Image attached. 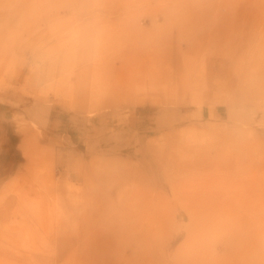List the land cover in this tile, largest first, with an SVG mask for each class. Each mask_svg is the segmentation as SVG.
<instances>
[{"label":"rangeland","instance_id":"rangeland-1","mask_svg":"<svg viewBox=\"0 0 264 264\" xmlns=\"http://www.w3.org/2000/svg\"><path fill=\"white\" fill-rule=\"evenodd\" d=\"M0 264H264V0H0Z\"/></svg>","mask_w":264,"mask_h":264},{"label":"bare ground","instance_id":"bare-ground-1","mask_svg":"<svg viewBox=\"0 0 264 264\" xmlns=\"http://www.w3.org/2000/svg\"><path fill=\"white\" fill-rule=\"evenodd\" d=\"M44 1V0H43ZM78 1V0H77ZM77 3V2H76ZM75 3H73L72 5H74ZM174 4V3H173ZM73 8H76V6L74 5V6H72ZM69 8V7H68ZM176 8V7H175ZM113 12V11H112ZM117 12V11H116ZM122 12V11H121ZM108 13V12H107ZM142 13V12H141ZM105 14V13H104ZM123 14V13H122ZM138 14V13H137ZM142 15V14H141ZM97 17H99V16H97ZM101 17V16H100ZM89 18V17H88ZM125 21V20H124ZM116 23H118V21L116 22ZM123 23V22H122ZM109 24V23H108ZM124 24V23H123ZM113 25H114V23H113ZM177 26V25H176ZM116 27V26H115ZM82 32V31H81ZM78 34V33H77ZM79 36V35H78ZM75 39V38H74ZM77 40V39H76ZM93 41H94V39H93ZM78 49V48H77ZM42 52V51H41ZM37 54H38V52H37ZM39 54H40V52H39ZM41 55V54H40ZM44 55V54H43ZM42 56V55H41ZM33 57H34V55H33ZM40 58V57H39ZM58 59V58H57ZM41 61V60H40Z\"/></svg>","mask_w":264,"mask_h":264}]
</instances>
